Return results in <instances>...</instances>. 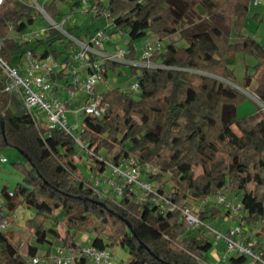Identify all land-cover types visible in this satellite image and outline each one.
<instances>
[{"label":"trees","instance_id":"obj_1","mask_svg":"<svg viewBox=\"0 0 264 264\" xmlns=\"http://www.w3.org/2000/svg\"><path fill=\"white\" fill-rule=\"evenodd\" d=\"M58 1L64 0L43 1L52 18L60 15ZM70 1L71 11H82L81 0ZM89 2L96 6V13L92 15L89 9L87 15L111 19L112 25L84 30L68 22L67 15L64 29L80 40H87L98 28L109 36L125 32V54L133 59L139 56L135 41L142 36L161 41L178 32L186 44L173 39L163 48L155 46L151 59L156 66L127 64L138 83L136 91L120 86L102 91L103 113L83 114L77 135L61 128L37 127L20 97L6 90L7 78L0 68V150L13 146L26 159V163L14 162L21 181L0 190V221H11L15 210L26 205L43 217L58 210L64 222L60 233L55 226H45L42 217L28 219L36 242H28L25 253L14 230L0 229V264H29L28 259L37 256L36 243L59 239L62 245L80 247L76 232L85 229L93 232L89 242L96 248L125 247L129 264H214L204 259L213 245L204 224L221 210L213 206L196 213L193 202L227 191L242 194L238 224H259L251 248L264 259V108L256 104L250 113L237 116V105L246 96L225 81L236 82L226 58L237 52L252 55L254 70L249 72L246 65L238 84L247 88L254 80L252 92L264 106V42L242 32L251 0ZM197 4L204 14L194 19ZM40 14L30 0L0 3V53L11 65L19 66L27 49L35 57L51 54L59 62H68L77 48L67 35L48 25L42 34L23 39L27 26ZM185 20L193 21V26H182ZM233 31L235 40H231ZM122 65L105 60L100 72L105 78ZM57 77L66 87L77 89L69 83L67 72ZM81 148L87 152L90 169L98 173L110 163L131 160L145 169L146 180L156 193L143 191L137 197L132 184H126L119 196L99 192L93 182L76 175ZM155 194L159 201L153 200ZM185 208L202 224L191 225ZM49 255L47 249L42 256ZM248 257L228 253L222 264H249ZM87 261L82 255L74 264Z\"/></svg>","mask_w":264,"mask_h":264},{"label":"built area","instance_id":"obj_2","mask_svg":"<svg viewBox=\"0 0 264 264\" xmlns=\"http://www.w3.org/2000/svg\"><path fill=\"white\" fill-rule=\"evenodd\" d=\"M30 1L41 15L46 18L48 26L60 30L74 41L77 46L70 55L68 62H59L51 54L43 57H35L32 55L31 50L27 49L23 55L22 63L19 66H15L8 63L0 53V68L7 78L5 88L20 97L24 106L32 115L37 127H40V123L37 121L34 111L42 114L47 128H61L73 135H77V132L82 129V125L78 123L76 115L71 121L68 120L67 112L72 110L68 107V97L72 96L74 91L70 87H66L65 82L57 77L60 72H67L69 83L85 92L86 95L81 102L79 110L85 115L100 116L104 111V106L100 104V93L96 92L95 85L103 79L102 73L100 72L102 62L109 60L119 61L124 65H157L151 59V55L155 46L161 45V41L156 40L152 35L147 36L143 41L139 56L135 59L129 58L126 56L125 50L121 48H106L105 42L109 38V34L104 28L95 30L87 40H80L67 32L62 26L68 16L63 17L60 21H56L44 10V0ZM253 1L259 2V0ZM1 2L2 0H0ZM89 9L92 13H96V6H92L89 0H81V10L86 13ZM104 16L107 18L108 14L105 13ZM107 25H112L111 19L107 20ZM43 30V27L34 30L35 35L42 34ZM22 38L27 39L23 34ZM130 85L129 90L136 91L138 83L135 81L133 84L130 83ZM58 88L61 90L65 88L67 95L59 96L57 93ZM4 159L2 157V160ZM125 163L129 164L127 169L123 168ZM108 166L110 173L93 182V185L99 192L109 194L108 189H111L114 191L115 196H119L126 184H132L134 191L135 188L139 189V191H135L137 197L142 195L140 192L143 191L155 192L150 181L139 178L138 166L132 165L131 160H124L118 164L110 163ZM145 167L148 168V165H145ZM215 197L217 202L223 203L228 209H231L233 206L224 194L217 193ZM153 200L159 201L160 197L155 194ZM240 204L239 201L232 208L233 213L239 212ZM166 207L170 208L169 206ZM183 212L191 225L196 226L202 224L197 215L190 212L188 208H185ZM8 225L9 221L7 219L0 221V229H4ZM241 229V224H236L227 229L223 234L226 241L227 253H243L257 260L259 264H264V259L260 257V253L253 251L251 244L239 237L238 233ZM211 231L219 235L216 229L211 228ZM56 249L57 253L52 256V264H74L75 260L82 255L91 258L95 264H106L109 259V254L106 249L96 248L90 242L82 244L80 247L58 244ZM40 262L50 264L48 257L33 256L28 259L29 264H37Z\"/></svg>","mask_w":264,"mask_h":264},{"label":"rangeland","instance_id":"obj_3","mask_svg":"<svg viewBox=\"0 0 264 264\" xmlns=\"http://www.w3.org/2000/svg\"><path fill=\"white\" fill-rule=\"evenodd\" d=\"M261 1V2H260ZM58 12L60 15L54 18L56 21L62 20L63 17L69 16L68 22L70 23H78L81 24L82 29H86L88 27L89 29H94L95 27H107V19L104 17H95L92 18V16L87 15L84 11L79 10H73L71 11V1L70 0H64V1H58ZM258 13V17H254L253 14ZM95 13H92L94 15ZM204 14V11L200 5H195V11H194V19H199ZM47 20L44 18L41 14L39 15L36 22H34L31 25H28L26 30L23 32V35L26 36V38L33 37L35 35L34 30L40 29V27L45 28L47 25ZM63 27H67V21L66 23L62 24ZM182 26H193V21L185 20L182 23ZM242 32L247 35H251L255 39L264 42V0H259V2H254L251 0V3L249 5V13L245 20V24L243 27ZM36 36V35H35ZM237 37V34L235 31L231 34V40H235ZM146 39V36H142L135 41V53L138 56L141 51V46L143 41ZM176 39V44L179 45H185L186 41L183 38L179 37V33H174L171 36L165 37L161 40V47H164V44H166L168 41ZM33 40V39H32ZM127 40L128 35L125 32H114L112 33L109 38L106 40V48L111 49L112 47H118L122 50H125L127 48ZM57 46V44H56ZM226 63L233 68L235 80L236 82L230 81L225 79L229 84L233 86H237L240 90H242L245 94L244 100H242L237 105V116H242L247 113H250L253 111L256 107V104L264 106L259 102L257 97L253 94V85L254 80L251 82V84L247 88H242L238 83L241 82L244 73H245V66H249V72H252L253 64L255 63V58L247 53L244 52H237L234 56L226 58ZM121 70V72H119ZM201 73H206L204 71H198ZM223 79V78H222ZM135 82V76H131L129 72V68L126 67V65H122L121 67L118 66L115 71H109L107 73V76L100 80L95 85V90L97 93H101L102 91H105L107 88L120 86L121 88H125L127 91H129V88L131 87L130 83ZM59 96H66V89L63 88L61 90L58 88ZM72 101L70 99L71 103V109L67 112L68 120L71 121L72 118L76 115L77 121L80 124V120L83 116L82 111L79 110L81 107V102H79L76 98L72 97ZM78 112V113H76ZM76 113V114H75ZM34 114L36 116L37 121L40 123L41 126H45L46 122L44 121V118L40 112L34 111ZM2 157L5 159L2 160ZM14 162H23L26 163V159L24 155L15 147L13 146H5L3 149L0 150V190L3 186H7L9 189L14 186V184L18 181H21L22 174L21 172L14 166ZM76 164H77V172L76 175L83 178L84 180H89L91 182H96V180L102 178V176L108 175L110 173V168L107 166L102 173L96 172V170L90 169V163L87 159V152L84 149H79L76 155ZM129 164H124L123 168L127 169ZM139 171V178L146 180L147 175L144 168L138 166ZM198 171V169H197ZM135 191H139L138 188H135ZM108 192L110 195L114 196L115 193L113 190L108 189ZM225 195L226 199H229V201L233 204L231 209H228L225 207L223 203L217 202L216 197H209L200 201L193 202V207L196 210V213H198L201 209H208L211 207H215L221 210V213L218 216L208 218L207 222L204 224L206 230L205 232L209 235L210 239L213 241V245L209 251H207L204 254V259L213 261L217 260L215 256H213V251H216L218 255H220L221 260H225V256L228 254L226 251V241L223 237V234L229 229L231 226L236 225L239 223L242 210H239L238 213H233L232 208L236 206V203H238L241 199V192H238L236 194L231 192H225L222 193ZM240 209V207H239ZM40 217L43 219V223L45 226H55L60 233L63 232L64 229V222H63V214L60 213L58 210L51 216H45L36 214L35 209L33 207H28L26 205H20L15 212L11 215V221H9V225L5 227L2 230H14L16 232V237L20 239L22 245L20 247V250L22 253L26 252V246L27 243H34L35 244V237L32 235V233L29 231L28 224H26V221L30 218H34L35 221H39ZM243 221V220H242ZM242 229L238 233L239 237L243 240H245L247 243L252 244V240H256L257 236L255 235V232L258 230L259 224L255 227H250L247 225L241 226ZM211 228L216 229L217 233L219 235H216L211 231ZM86 235V238H83L82 236ZM51 235L48 234V238H50ZM93 237V232L89 229H85L83 231L76 232L75 239L82 243L87 244L91 238ZM38 244V252L37 256L46 258V256H42L44 252L49 249L50 255L47 256L49 258L50 264L52 263V256H54L57 253L56 245L60 244L59 239H55L53 243L49 244L47 242H44L42 244ZM109 259L106 264H129V253L127 249L121 245H114V246H108L106 248ZM219 257V258H220ZM220 260V259H219ZM247 262L249 264H256L250 257H248ZM44 262H40L37 264H43ZM210 263V262H209ZM214 263V262H212ZM87 264H95L94 261L91 258H88Z\"/></svg>","mask_w":264,"mask_h":264},{"label":"crops","instance_id":"obj_4","mask_svg":"<svg viewBox=\"0 0 264 264\" xmlns=\"http://www.w3.org/2000/svg\"><path fill=\"white\" fill-rule=\"evenodd\" d=\"M261 2V1H260ZM253 16L254 17H258V13H256L255 15L253 14ZM78 25H80L81 26V24H78ZM85 92L83 91V90H81V89H79V88H77L75 91H74V94L72 95V96H69L68 97V99H69V101H68V107H70L71 108V103H70V99H71V101H72V97H74V98H76L79 102H82V100L85 98ZM83 238H86V235H83L82 236ZM213 256H215L216 257V259L217 260H213L212 262H214V264H222V263H224V261H222L221 260V258L222 257H220V255H218V253L216 252V251H213ZM220 257V258H219ZM220 259V260H219ZM205 262H210V263H212L211 261H207V260H205Z\"/></svg>","mask_w":264,"mask_h":264},{"label":"water","instance_id":"obj_5","mask_svg":"<svg viewBox=\"0 0 264 264\" xmlns=\"http://www.w3.org/2000/svg\"><path fill=\"white\" fill-rule=\"evenodd\" d=\"M235 87H237V86H235ZM238 88V87H237Z\"/></svg>","mask_w":264,"mask_h":264}]
</instances>
